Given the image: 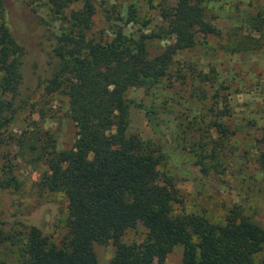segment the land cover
I'll return each instance as SVG.
<instances>
[{"label": "rangeland", "instance_id": "rangeland-1", "mask_svg": "<svg viewBox=\"0 0 264 264\" xmlns=\"http://www.w3.org/2000/svg\"><path fill=\"white\" fill-rule=\"evenodd\" d=\"M175 0H95L70 4L65 13L91 14L89 36L103 43L118 33L146 41L150 56L163 52L175 36L167 32L163 4ZM11 29L19 41L21 84L15 94L0 91L12 102L13 115L0 136V260L16 264L20 247L37 227L57 245L70 219L78 216L62 192L43 185L48 170L45 146L72 148L77 128L70 116L67 86L77 76L69 68L61 86L51 91L61 61L55 53L61 19L50 0H5ZM206 19L217 32L197 34L194 47L178 52L167 75L152 88L131 87L129 130L160 157L159 169L178 190V213H196L225 224L236 210L264 229V0H213ZM154 106L156 127L145 109ZM9 106V105H8ZM229 129L225 134L215 126ZM222 126V130H223ZM9 183V184H7ZM147 226L138 221L123 241L140 242ZM98 264H109L112 241L95 243ZM184 248L176 246L166 264H181ZM256 264H263L264 252Z\"/></svg>", "mask_w": 264, "mask_h": 264}, {"label": "trees", "instance_id": "trees-1", "mask_svg": "<svg viewBox=\"0 0 264 264\" xmlns=\"http://www.w3.org/2000/svg\"><path fill=\"white\" fill-rule=\"evenodd\" d=\"M94 1L50 0L62 27L55 46L61 66L49 86L51 91L58 90L62 73L69 68L77 76L67 86L77 139L69 149H57L52 141L51 148L45 146L48 170L42 181L50 191L62 192L78 216L68 221L60 245L31 227L16 264H98L95 243L110 241L115 251L109 264H166L178 245L184 248L181 264H256V256L264 252V229L236 210L225 224L212 223L196 213L176 212L178 190L161 173L159 155L129 130L127 90L154 87L167 75L174 56L195 46L197 34L217 32L206 19L213 0L163 4L167 32L175 40L155 56H150L146 41L121 33L111 42L96 41L89 36L90 13L81 9L65 13L70 4ZM257 29L263 36L264 20ZM19 45L6 2L0 0V91L6 94H15L21 84ZM11 104L0 100V136L13 117L5 113ZM137 106L146 110L156 127L154 106ZM215 126L223 134L229 131L221 123ZM259 160L264 168V152ZM138 221L148 228L146 238L123 241ZM9 238L0 235V244ZM0 264L8 263L0 260Z\"/></svg>", "mask_w": 264, "mask_h": 264}]
</instances>
